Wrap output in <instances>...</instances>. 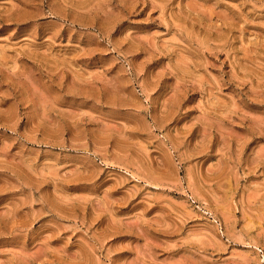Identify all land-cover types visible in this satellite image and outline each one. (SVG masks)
<instances>
[{
	"label": "rangeland",
	"instance_id": "rangeland-1",
	"mask_svg": "<svg viewBox=\"0 0 264 264\" xmlns=\"http://www.w3.org/2000/svg\"><path fill=\"white\" fill-rule=\"evenodd\" d=\"M0 264H264V0H0Z\"/></svg>",
	"mask_w": 264,
	"mask_h": 264
}]
</instances>
